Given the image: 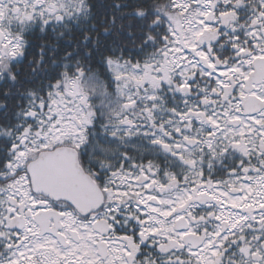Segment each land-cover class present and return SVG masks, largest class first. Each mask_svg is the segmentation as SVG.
Listing matches in <instances>:
<instances>
[{"label":"snow or ice","instance_id":"1","mask_svg":"<svg viewBox=\"0 0 264 264\" xmlns=\"http://www.w3.org/2000/svg\"><path fill=\"white\" fill-rule=\"evenodd\" d=\"M108 7L0 0V264H264V0Z\"/></svg>","mask_w":264,"mask_h":264},{"label":"trees","instance_id":"2","mask_svg":"<svg viewBox=\"0 0 264 264\" xmlns=\"http://www.w3.org/2000/svg\"><path fill=\"white\" fill-rule=\"evenodd\" d=\"M93 3L96 5V12L98 13V15L101 19L104 18L106 13L108 14V18L111 19V15H110L111 10L108 6L111 3H113V0H93ZM101 31H103V30L101 29ZM28 40L30 42L31 47L29 49V55L27 57V60H25V62H24L25 70H27V65L31 60H33L34 58H38V53L40 51V45L53 43L52 38H51V33L45 35V34L41 33L39 30H37L32 35H30L28 37ZM113 41H117L119 43H122L123 45H125L128 48L132 47V42L129 40L126 32L122 33V34L114 35L112 37H109L106 42L109 45H111V43ZM56 43L60 46L61 56L63 55V50L65 48H67V50L71 51L75 45V41L69 37H65L63 40L57 41ZM49 55H51V53H49ZM98 60H99V57H96V59L94 61V65L96 67H99V65L96 64V61H98ZM39 82L40 81L37 80L34 85H28V86L29 87L37 86L39 84ZM128 149H129L130 154H132L134 156L139 157V156L146 155V153L148 151V142L147 141H138V140H136V138H133V143L128 146Z\"/></svg>","mask_w":264,"mask_h":264}]
</instances>
